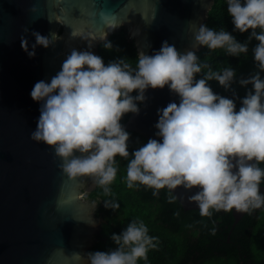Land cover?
I'll list each match as a JSON object with an SVG mask.
<instances>
[{
	"label": "clouds",
	"instance_id": "9594fccd",
	"mask_svg": "<svg viewBox=\"0 0 264 264\" xmlns=\"http://www.w3.org/2000/svg\"><path fill=\"white\" fill-rule=\"evenodd\" d=\"M227 13L234 31L248 32L246 40H237L224 28L200 24L190 49L178 52L164 41L151 55L139 52L135 68L127 57L106 64L88 50L95 40L103 41V47L110 50L112 43L106 33L97 37L77 31L88 42V49L72 48L60 70L49 81H37L30 91L31 99L40 103V114L29 138L53 149L63 174L79 181L90 178L105 195L112 194L110 185L117 176L119 156L128 161V188L143 185L153 189V195L167 188L170 201H175L178 186L185 190L195 186L198 190L188 200L201 216L221 210L251 213L264 207L260 190L264 167L258 166L264 162V0H227ZM31 34L35 38L31 50L27 38L21 36V48L29 58L37 46L47 48L60 38L55 32L50 37L35 31ZM252 40L257 42L251 48L255 71L247 76L237 77L231 66L213 71L199 62L195 51L199 46L223 48L235 57L248 53ZM213 80L232 91V96L214 92L209 83ZM234 84L245 88L243 97L237 96ZM165 86L179 102L157 109L154 135L159 139L149 138L130 153V133L122 125V117L139 113L138 102L145 100L147 89ZM103 203L112 210L120 207L116 200ZM110 238L115 247L108 251L75 255L83 264H138L147 260L158 239L149 235L142 220L130 221Z\"/></svg>",
	"mask_w": 264,
	"mask_h": 264
},
{
	"label": "water",
	"instance_id": "95a60500",
	"mask_svg": "<svg viewBox=\"0 0 264 264\" xmlns=\"http://www.w3.org/2000/svg\"><path fill=\"white\" fill-rule=\"evenodd\" d=\"M213 0H0V264H83L75 253L88 252L102 218L82 195L94 187L90 178L70 179L59 168L53 149L32 141L40 103L30 97L34 84L49 81L72 48L88 49L82 34L106 39L125 24L137 52L147 55L162 42L184 52L193 33L205 24ZM28 31L25 32L24 29ZM59 39L37 46L31 58L32 32ZM100 40L92 42L96 54ZM199 46L195 49L198 51ZM97 55V54H96ZM179 98L165 86L147 89L139 113L122 123L128 131L156 138L158 108ZM167 189V188H166ZM198 189L178 186L174 194L184 210L198 209L188 197ZM264 192V185L260 186ZM233 226L245 213L231 211Z\"/></svg>",
	"mask_w": 264,
	"mask_h": 264
},
{
	"label": "trees",
	"instance_id": "16d2710c",
	"mask_svg": "<svg viewBox=\"0 0 264 264\" xmlns=\"http://www.w3.org/2000/svg\"><path fill=\"white\" fill-rule=\"evenodd\" d=\"M205 24L216 30L224 28L239 41L248 37V32L233 30L231 17L227 13V0H213ZM107 40L112 43L110 50L103 47V41L96 47V54L106 64L127 57V62L133 68L136 67L137 48L124 28L111 34ZM196 53L199 62L208 64L213 71H222L231 66L236 69L237 77L255 71L250 47L248 53L235 57L227 54L223 48L210 50L204 46ZM206 71L205 68L197 75H203ZM209 83L214 92L232 96V91L225 90L216 81ZM233 88L238 97L245 95L244 87L234 84ZM132 94L135 95V91ZM140 104L138 102V106ZM236 105L238 110L239 99ZM129 115L125 114L121 123ZM128 132L130 153L148 140L135 131ZM116 159L118 171L110 185L112 194L105 195L103 188L96 184L91 192L97 203L96 214L101 216L103 222L88 252L114 248L111 234H119L132 220H142L148 227L149 235L158 239L155 241L157 247L148 251L147 260H139L138 264H264V207L245 213L232 227L231 211H213L210 217L201 216L199 209L184 210L178 200L170 201L169 190L166 188L158 190V195H153V189L143 185L128 188L125 179L128 161L119 156ZM258 166L264 167V162ZM261 185H264V180ZM105 200H116L120 207L116 210L105 208Z\"/></svg>",
	"mask_w": 264,
	"mask_h": 264
},
{
	"label": "rangeland",
	"instance_id": "374dc122",
	"mask_svg": "<svg viewBox=\"0 0 264 264\" xmlns=\"http://www.w3.org/2000/svg\"><path fill=\"white\" fill-rule=\"evenodd\" d=\"M120 26H121V28H124V29L128 32V38H129L130 40H133L134 43H135V36H133V35H131V34L129 33V31H128L126 25H125V24H120ZM116 32H117V31H116ZM100 42H101V41H100ZM256 43H257V42H256L255 40L250 41V42H249V47H250V49H251ZM97 45H98V44H97ZM94 187H95V185H94ZM94 187H93V188H94ZM92 190H93V189H92ZM92 190H90L89 192L83 194V195H82V198H83V199H88L89 201H91L92 204L94 205V207L96 208V207H97V203H96V201L93 199V197H92V195H91ZM99 218H101V216H99ZM92 242H93V241H92ZM92 242H91V244H92Z\"/></svg>",
	"mask_w": 264,
	"mask_h": 264
},
{
	"label": "flooded vegetation",
	"instance_id": "af4514ba",
	"mask_svg": "<svg viewBox=\"0 0 264 264\" xmlns=\"http://www.w3.org/2000/svg\"><path fill=\"white\" fill-rule=\"evenodd\" d=\"M102 224V223H101Z\"/></svg>",
	"mask_w": 264,
	"mask_h": 264
}]
</instances>
